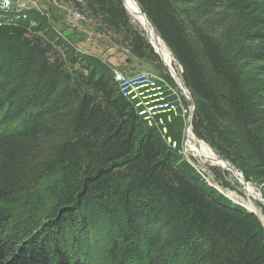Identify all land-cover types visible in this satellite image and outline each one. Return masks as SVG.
Instances as JSON below:
<instances>
[{
	"label": "trees",
	"instance_id": "obj_1",
	"mask_svg": "<svg viewBox=\"0 0 264 264\" xmlns=\"http://www.w3.org/2000/svg\"><path fill=\"white\" fill-rule=\"evenodd\" d=\"M135 1L182 68L195 136L264 187V0ZM105 4L129 52L157 62ZM29 26L0 23V264H264L259 217L148 130L108 67L75 79Z\"/></svg>",
	"mask_w": 264,
	"mask_h": 264
},
{
	"label": "rangeland",
	"instance_id": "obj_2",
	"mask_svg": "<svg viewBox=\"0 0 264 264\" xmlns=\"http://www.w3.org/2000/svg\"><path fill=\"white\" fill-rule=\"evenodd\" d=\"M70 1L74 2L73 0H57V4H62L65 6V4L69 3ZM120 1L123 3V7H124L125 6L124 1L123 0H120ZM46 2L55 6L54 0H43V5ZM77 3H78V1H76V4ZM29 6H31V8H32V4H29ZM55 7H57V6H55ZM38 8H40V10H37ZM124 8H125V10L127 9L126 12H127L128 16L130 17V24L133 26V28L138 27L146 35V32L143 30V28L129 14L128 8L127 7H124ZM58 9L60 11H62L64 9V7L58 8ZM41 10H43V8H41L40 6H38L36 9L35 8L30 9L29 13H28L27 22L29 23L31 28H34V29L39 28L43 35L47 36V38L52 40L54 43L59 44V45H57V51L62 56V58L65 60V62H66L65 65H66L67 71L75 79L79 78L82 80L83 78H85V79L91 78L94 75H97V73H99V71L101 69H104L103 68L104 65L98 59H95L93 57L86 56V55L79 53L70 42L64 40L62 38V36L59 35V33L55 30V28L53 29L54 26L50 22V16L45 11H43V13L39 12ZM87 10L90 11L89 5L87 6ZM118 33H119L118 38L116 40H114V43H116L120 46L126 47V45H125L126 41H125L124 33L120 32V31H118ZM146 37H147V35H146ZM149 43H150V40H149ZM150 44L153 47L152 43H150ZM153 50L156 53L154 47H153ZM145 61H146V63H149L150 65H153L156 67V69L153 72L154 74L150 73L151 71L148 69V66H145V67L142 66L140 68V71H138L137 73L150 71V72H146V73L152 74L154 76H158L159 78L166 81L170 85V87L174 88L177 91V93L182 97V100H183V103H184V106L186 109H188L189 107L195 106L194 102L189 103L186 100V98H187L186 96H188V95H186V93H187L186 91H188V89L186 87H184V85H183V88L181 87L184 91H182L180 89V86L178 85L177 80L172 75L173 70L171 71V69H169L165 65V63L163 62V60L160 56H159V59L157 62H152L149 60H145ZM174 68H175L174 71H175L176 75L183 82V77H182L183 71H182L181 66L177 62V60H175ZM141 70H143V71H141ZM96 77H98V75ZM188 93H189L188 97L190 98L191 94L189 91H188ZM191 99H192V97H191ZM188 111H189V114L186 116V118L185 119H182V118L177 119L176 125H174L172 128V131H171L172 142H174L173 137L178 138V140L176 142H174V143H176V146H177V149H174V150L177 151V154H179V156L181 157V160H183V161L187 162L189 160L185 157L186 154H187V156L190 157V159H193L194 160L193 165H191V166L196 171L209 174V176H207V178L209 180L208 184L211 187H213L214 189H216L219 192L220 191L223 192L222 194H224L226 197H228L226 195L227 192H235L239 196L244 197L245 196V193H244L245 188L240 184V182L236 178L232 177L228 171H225L220 167L212 166L208 162L207 163L201 162V157H195L194 153H192L191 150L187 147V145H186V138H187L186 133H187V130L190 127H192L191 125H187V122L189 120L188 118L190 115V109H188ZM193 112H194V109H193ZM142 133H145V131L141 128L140 129V135H138L139 139H140ZM200 142L204 143L205 145L207 144L203 140L202 141L200 140ZM207 146L214 152V150L209 146V144H207ZM185 152H186V154H185ZM224 161H226V160H224ZM239 173L242 174V176L244 177V175L241 171H239ZM247 183L250 184L252 187H254L256 189L257 193L259 195L263 196V198H264V187L262 185H259L258 183L254 182V181L253 182H247ZM229 199L232 200L231 198H229ZM232 201L238 205L244 206L239 201H234V200H232ZM259 219L261 220L260 217H259ZM261 222L264 225L262 220H261ZM24 226H25V223H18L13 228V231L15 233L19 232L20 229H22ZM102 231H103V228L97 229L96 234H95L96 236L97 235L100 236V234H101V240L104 237V235H102L103 234ZM104 233H106V232H104ZM95 235H94V237H95ZM107 244H108V242L105 243V245H107Z\"/></svg>",
	"mask_w": 264,
	"mask_h": 264
},
{
	"label": "built area",
	"instance_id": "obj_3",
	"mask_svg": "<svg viewBox=\"0 0 264 264\" xmlns=\"http://www.w3.org/2000/svg\"><path fill=\"white\" fill-rule=\"evenodd\" d=\"M54 1L58 8L64 7L62 4H57V0ZM29 4H32V8ZM42 4L43 0H0V23L14 25H19L20 22L26 23L29 10L41 7ZM29 27L31 29V26ZM113 81L123 98L131 103L144 126L148 130L156 131L169 146L177 149L175 141L172 142L170 136V126L179 118L185 119L189 114L188 109L190 115L187 125H191L194 106L186 109L182 97L174 88L158 76L146 72L126 74L115 71ZM186 97L191 103L192 100ZM185 157L189 159L187 163L193 165L194 160L187 154ZM198 173L209 183L207 178L209 174Z\"/></svg>",
	"mask_w": 264,
	"mask_h": 264
},
{
	"label": "crops",
	"instance_id": "obj_4",
	"mask_svg": "<svg viewBox=\"0 0 264 264\" xmlns=\"http://www.w3.org/2000/svg\"><path fill=\"white\" fill-rule=\"evenodd\" d=\"M73 1L65 4L62 11L46 2L41 5L43 10L39 12L45 11L50 16L53 29L55 28L79 53L98 59L112 72L134 74L140 71L142 66H148L151 72H146L154 74L155 66L136 58L125 46L114 43L118 38L119 28L107 12V0H102L103 3L96 0ZM88 5L90 11L87 10Z\"/></svg>",
	"mask_w": 264,
	"mask_h": 264
},
{
	"label": "bare ground",
	"instance_id": "obj_5",
	"mask_svg": "<svg viewBox=\"0 0 264 264\" xmlns=\"http://www.w3.org/2000/svg\"><path fill=\"white\" fill-rule=\"evenodd\" d=\"M125 7L128 8L129 14L131 17L143 28L146 32V35L150 42L152 43L157 54L162 58L165 65L171 69L172 75L177 80L180 89L184 91L183 85L184 83L179 79L174 71L175 58L172 55L171 51L163 41L159 37V34L155 31L154 27L150 23V21L145 17L142 12L140 6L135 0H123ZM115 84V83H114ZM182 87V88H181ZM185 87V85H184ZM186 95L189 96L188 91H186ZM186 145L194 153L195 157H201V162L210 163L212 166H217L222 168L225 171H228L232 177L236 178L240 184L245 188V196L241 197L235 192H227V196L234 201L241 202L247 209L255 212L258 217L264 223V198L259 195L254 187L248 184L242 174L239 173L237 168L233 166L228 161H224L220 157H218L208 146L204 143L200 142V140L194 135L193 128L190 127L186 133ZM173 148V147H171ZM176 151V150H175ZM177 152V151H176ZM179 155V154H178ZM221 192V191H220ZM223 193V192H221Z\"/></svg>",
	"mask_w": 264,
	"mask_h": 264
},
{
	"label": "water",
	"instance_id": "obj_6",
	"mask_svg": "<svg viewBox=\"0 0 264 264\" xmlns=\"http://www.w3.org/2000/svg\"><path fill=\"white\" fill-rule=\"evenodd\" d=\"M125 7V6H124ZM127 10V9H126ZM145 15V14H144ZM151 43V42H150ZM157 53V52H156ZM190 99H191V97H190ZM192 100V99H191ZM192 102H193V100H192ZM194 110H195V106H194ZM191 126H192V128H193V125L191 124ZM234 166V165H233ZM245 180V179H244ZM246 181V180H245ZM247 182V181H246ZM241 206V205H240ZM242 207H244V206H242ZM245 208V207H244ZM245 209H247V208H245ZM248 211H250V212H252V213H254V214H256L255 212H253V211H251V210H249V209H247ZM257 215V214H256Z\"/></svg>",
	"mask_w": 264,
	"mask_h": 264
}]
</instances>
